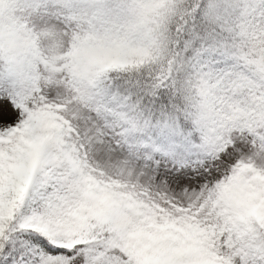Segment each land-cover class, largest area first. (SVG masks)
<instances>
[{
  "label": "snow or ice",
  "instance_id": "6c2138e0",
  "mask_svg": "<svg viewBox=\"0 0 264 264\" xmlns=\"http://www.w3.org/2000/svg\"><path fill=\"white\" fill-rule=\"evenodd\" d=\"M0 264H264V0H0Z\"/></svg>",
  "mask_w": 264,
  "mask_h": 264
}]
</instances>
